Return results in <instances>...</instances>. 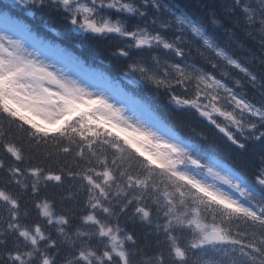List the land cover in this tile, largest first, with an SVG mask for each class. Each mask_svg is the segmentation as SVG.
Returning <instances> with one entry per match:
<instances>
[{
  "label": "snow or ice",
  "instance_id": "1",
  "mask_svg": "<svg viewBox=\"0 0 264 264\" xmlns=\"http://www.w3.org/2000/svg\"><path fill=\"white\" fill-rule=\"evenodd\" d=\"M52 3L78 30L124 39L118 55L150 52L151 66L128 68L168 90L251 168L186 139L119 82L39 35L44 0H0V264H264V0H221L223 21L213 12L212 24L230 21L222 31L234 48L179 3L166 7L197 42L199 64L185 58L180 36L167 38L169 24L127 26L148 15L136 0ZM142 3L160 10L157 0ZM101 8L121 15L101 17ZM154 145L170 149L165 166Z\"/></svg>",
  "mask_w": 264,
  "mask_h": 264
},
{
  "label": "trees",
  "instance_id": "2",
  "mask_svg": "<svg viewBox=\"0 0 264 264\" xmlns=\"http://www.w3.org/2000/svg\"><path fill=\"white\" fill-rule=\"evenodd\" d=\"M176 1L182 3L185 7L187 6L188 10L193 13L201 6L207 11L212 9L215 10L217 7L221 6V0ZM222 2L223 7H227L226 0H222ZM44 3L48 5V8L39 11L37 13V19L34 22L38 33L45 34L50 40L56 43H61L75 53H77V51L79 53H84L82 52V48H84V50L92 56H101L108 60H112V58H114V53L117 48H120V46L107 45L105 41H96L97 38L94 37V35H85L82 32L75 31L73 25H71L66 19L64 13L56 9V5L52 3V0H44ZM136 3L139 5V10H144L148 13L146 17H140L137 15L135 19L132 20L134 25L139 24L141 26L146 22V19L152 20V18L149 14V8L145 7L142 0H136ZM202 15H204V13ZM217 16L223 21L224 15H222L221 12H219ZM228 24H230V21L223 23L222 28L227 27ZM50 26H55V29ZM217 32L221 37L220 41L222 44L230 46L231 48L235 47L234 41L226 32H221L220 28ZM195 55L197 56V53H195ZM116 59H119L117 66L121 67L120 58L117 57ZM116 59L114 58L112 62L116 63ZM151 99L160 116L186 139L197 143L203 140V142L206 143L210 149L216 151L221 157L228 159L232 165L242 169L251 168L250 163L243 159L241 155L238 153L232 154L226 143L223 141V138L220 137L214 129H208L207 126L209 125L203 122L198 115L193 114L186 118L187 115H183L181 113V109H177L175 106H172L171 103L166 101L163 95H154ZM160 165L165 166L162 164ZM257 199H259V196H257ZM215 211L219 213L220 210L215 209Z\"/></svg>",
  "mask_w": 264,
  "mask_h": 264
},
{
  "label": "rangeland",
  "instance_id": "3",
  "mask_svg": "<svg viewBox=\"0 0 264 264\" xmlns=\"http://www.w3.org/2000/svg\"><path fill=\"white\" fill-rule=\"evenodd\" d=\"M165 7H172V5L171 4H166V6ZM219 12H222L221 11V6H219V7H217L216 8ZM160 21V23L162 24V23H167V24H169L170 26V28H171V31H177V25L171 20L170 21V23L169 22H165L164 20H159ZM179 33H181V34H183V35H188V33L185 31V32H180L179 31ZM173 42H175V41H173ZM30 51H32V53H33V56H32V58H34V59H37V60H41V61H43L44 63H48V64H52V63H54V61H52V60H50V59H48L45 55H43V54H36L35 53V50H31L30 49ZM158 51V50H157ZM162 51L163 50H160V54L163 56V54H162ZM166 53V52H165ZM167 55H168V53H166ZM147 64H149V63H147ZM149 66H151V64H149ZM57 67H60V65H57ZM52 70H55V69H52ZM138 72V71H137ZM137 81V80H136ZM91 90H93V91H99L98 89H96V88H92ZM106 95H107V93H106ZM108 99L110 100V102H112V103H116L117 104V106H122V107H124V109H125V115L126 116H128L131 120H133L134 122H140V123H146V121L144 120V118L143 117H141L140 115H138V114H136V113H134L133 112V110L131 109V107H129L127 104H122L121 103V101L119 100V99H117L116 97H113V96H108ZM126 135H128V136H130V137H132L133 139H134V141L136 142V143H138V144H143L144 143V141H142L141 139H139L138 137H136L134 134H132V133H125ZM153 147H155L156 148V159L157 160H159V161H161V162H164V163H168L167 162V160H166V158H165V156H164V153H166V152H170V149L167 147V145H154Z\"/></svg>",
  "mask_w": 264,
  "mask_h": 264
}]
</instances>
